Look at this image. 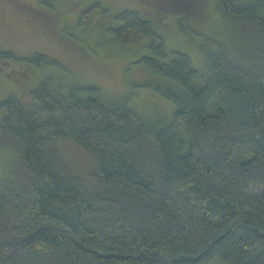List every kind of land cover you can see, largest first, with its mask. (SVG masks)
Returning <instances> with one entry per match:
<instances>
[{"label":"trees","instance_id":"trees-1","mask_svg":"<svg viewBox=\"0 0 264 264\" xmlns=\"http://www.w3.org/2000/svg\"><path fill=\"white\" fill-rule=\"evenodd\" d=\"M40 1L48 16L66 11L67 0ZM135 1L104 26L121 44L148 42L153 55L138 63L163 79L154 89L171 118L152 122L95 85L60 94L49 76L31 103L2 100L0 150L15 161L0 176V264H264V0H214L227 41L190 25L208 18L207 0ZM156 12L201 40L205 69L166 49ZM107 13L95 2L79 24ZM0 59L62 67L44 53ZM12 68L7 78L21 83Z\"/></svg>","mask_w":264,"mask_h":264},{"label":"rangeland","instance_id":"rangeland-1","mask_svg":"<svg viewBox=\"0 0 264 264\" xmlns=\"http://www.w3.org/2000/svg\"><path fill=\"white\" fill-rule=\"evenodd\" d=\"M39 1L0 0V50L11 51L19 58L44 53L59 60L62 67L38 68L28 63L0 59V102L15 94L25 104L31 103L30 92L49 76L52 78L51 89L60 94L67 96L73 87L83 84L95 85L101 88L105 99L127 101L152 122L159 119L165 122L171 118L173 103L162 98L154 89L163 79L138 63L142 56L153 55L147 48L148 42L134 40L127 45L121 44L104 26L112 15L127 9H139L140 5L135 0H65V12L47 17L35 13L34 8ZM174 1L182 4L181 0ZM95 2H101L108 10L107 15L93 26L80 25L81 12ZM206 3L208 18L198 22L191 20L190 25L196 26L199 32L227 41L230 39L227 34L229 27L218 15L215 1L207 0ZM156 14H163L161 20L167 21L166 24L156 20L153 23L154 28L164 36L166 49L188 53L196 68L205 69L201 40L182 33L176 17L162 12ZM144 17L148 21L154 20V16ZM12 67L15 71H22L23 81L19 84L7 78ZM63 150L75 165L81 169L86 167L87 157L77 147L64 144ZM14 161L11 153L0 150V176L11 174Z\"/></svg>","mask_w":264,"mask_h":264},{"label":"flooded vegetation","instance_id":"flooded-vegetation-1","mask_svg":"<svg viewBox=\"0 0 264 264\" xmlns=\"http://www.w3.org/2000/svg\"><path fill=\"white\" fill-rule=\"evenodd\" d=\"M14 1H15V0H14ZM39 2L41 3V1H39ZM45 3H46V2H45ZM45 3H44V4H45ZM34 11H35V13L38 14V15H41V16H44V17H45V16H46V17L48 16V15H46V14H44V13L42 12L43 10H42L41 6H39V5H38L37 7L34 8Z\"/></svg>","mask_w":264,"mask_h":264}]
</instances>
